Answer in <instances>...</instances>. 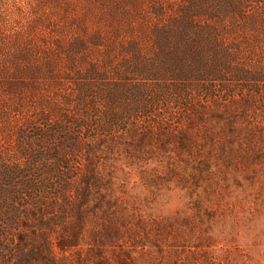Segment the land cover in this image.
Here are the masks:
<instances>
[{"label": "rangeland", "instance_id": "rangeland-1", "mask_svg": "<svg viewBox=\"0 0 264 264\" xmlns=\"http://www.w3.org/2000/svg\"><path fill=\"white\" fill-rule=\"evenodd\" d=\"M175 2L0 0V264H264V0Z\"/></svg>", "mask_w": 264, "mask_h": 264}, {"label": "trees", "instance_id": "trees-1", "mask_svg": "<svg viewBox=\"0 0 264 264\" xmlns=\"http://www.w3.org/2000/svg\"><path fill=\"white\" fill-rule=\"evenodd\" d=\"M175 1L176 8L174 14L168 20L158 24L153 32L154 38L152 43L156 49L176 42L175 38L182 36L187 40L184 44L190 47V51H203L206 50V46L213 43L212 38L207 39L204 36L202 37L203 39L199 38L202 35H211V32L215 31L212 30L216 27L224 30L231 25L234 26L230 18H233V20L238 18L247 28H251L255 24V18L245 9L246 2L250 0ZM241 10L243 14H241ZM157 12L162 14V8H157ZM203 17L204 19H202ZM90 91V85L79 87V95L82 98H85L86 94Z\"/></svg>", "mask_w": 264, "mask_h": 264}]
</instances>
